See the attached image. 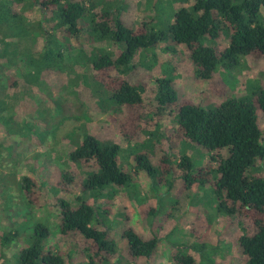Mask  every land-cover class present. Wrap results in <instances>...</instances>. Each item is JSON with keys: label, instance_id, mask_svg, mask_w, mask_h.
Masks as SVG:
<instances>
[{"label": "trees", "instance_id": "16d2710c", "mask_svg": "<svg viewBox=\"0 0 264 264\" xmlns=\"http://www.w3.org/2000/svg\"><path fill=\"white\" fill-rule=\"evenodd\" d=\"M108 1L0 0V32L6 30L14 41L33 38L35 45L39 40L43 41L39 49L34 48L25 55L10 49L11 45L6 40L1 41L0 94L5 89L17 86L21 77L31 84H37L44 81L45 72L48 75L66 74V53L76 51L73 64H91L97 81L110 95L107 99H100V108L106 112L107 108L114 107L112 111L115 114L120 113L121 107L126 108L131 118L139 120L144 110V95L152 79L151 72L157 66V55L153 50L165 39L172 40L175 45L186 46L195 67L194 78L202 81H212L221 69L228 72L238 68L246 57L264 56V0H182L183 6L166 17V27H148L152 20L159 24L156 14V18L149 21L150 24L143 22L137 30L121 21L122 2L125 0L118 1L120 6L117 11L112 7L107 9ZM152 5L153 1L151 9L154 12ZM157 6L158 3L156 10ZM37 10L44 16L51 13V17L29 21V12L35 13ZM49 22L53 24L51 27H48ZM223 31L227 32L229 41L221 49L218 42ZM104 42H109L114 49L102 53L100 45ZM165 51L171 52L170 46ZM138 54L142 57L143 70L148 71L146 74L137 73L134 58ZM150 57L153 59L148 61ZM170 64L163 63L162 75L155 79V117L172 118L177 125L176 138L202 147L208 153L209 162L197 168L189 155L182 154L174 159L172 153L168 152L163 154L156 167L149 156L142 153L136 158L134 173L145 171L153 175L159 170L162 181L167 179L172 182L177 175L184 182L185 191L193 186H209L218 201L220 212L228 217L237 215L253 224V231L239 238L245 264H264V170L257 168L260 162H264V130L259 124L260 114L264 115V88L259 89L254 100L227 98L215 108L207 110L180 97ZM115 70L122 75L113 76L111 73ZM239 71L242 72L243 68ZM53 101H57L55 109L58 112L53 114L50 110V113L44 114L52 119H60L63 114L64 118L55 126L56 131L66 120L89 119L83 112L82 104L74 108L73 116L69 106L66 109L64 102H59L65 100ZM0 119L9 121L2 117ZM6 126L9 127V124ZM139 128L142 131L141 126ZM155 133H150L149 137L153 138ZM40 136L41 142H45L44 132L39 133ZM69 137L74 145L69 153V161L78 166L94 168L83 181L82 186L86 191L76 198V207L66 198L56 196L54 202L47 201L46 204L58 209L59 230L63 236L81 235L89 243L91 254L87 264L109 262L117 251V243L107 231L100 229L107 214L101 213L98 206L90 203L86 193L91 192L95 198H109L112 192L105 193L108 188L128 191L133 186L134 176L125 172L120 165L123 151L120 145L101 141L90 134L84 125L75 127ZM71 173L62 169L64 183L74 182ZM34 187V180L25 176L22 189L30 202L36 200ZM122 232L130 255L150 259L156 253L159 239L155 235L151 239H144L129 225ZM29 236L30 246L21 251L19 264H70L61 252L46 249L50 236L46 226L35 225ZM9 239H0L2 247L9 243ZM195 244L188 247H196ZM210 248L216 254L218 248ZM175 260L174 264H196L192 256L176 257ZM203 262L202 258L200 264ZM214 262L209 261V264Z\"/></svg>", "mask_w": 264, "mask_h": 264}, {"label": "rangeland", "instance_id": "374dc122", "mask_svg": "<svg viewBox=\"0 0 264 264\" xmlns=\"http://www.w3.org/2000/svg\"><path fill=\"white\" fill-rule=\"evenodd\" d=\"M152 1L122 2L121 21L135 30L143 22H152L148 26L150 29L164 28L166 17L183 6L182 0H157V10L155 8L153 12ZM107 6V9L112 7L117 11L120 5L118 0H109ZM29 14L31 22L51 17V13L44 16L40 10ZM156 14L159 24L151 21ZM49 24L48 27L53 25L52 22ZM2 40L10 43V49H16L18 54L23 55L34 48L39 49L43 44L39 40L35 45L33 38L14 41L6 30L0 32V45ZM219 40L218 47L223 49L229 41L226 31ZM167 46H170L171 52L165 51ZM89 48L86 46L87 50ZM110 49L114 48L109 42L100 45L102 53ZM153 51L157 55V66L151 72L152 79L144 95V110L139 120L131 118L126 108L121 107L117 114L112 111L114 107L107 108L106 112L100 108V99H107L110 95L97 81L91 64H73L76 51L66 53V74L48 75L45 72L44 81L37 84H31L21 77L17 86L5 89L0 94V117L9 119L7 122L0 119V239L10 238L4 247L0 243V264H19L20 253L30 246L29 235L38 224H43L50 232L46 249L61 252L70 264H87L91 254L89 243L81 235L63 236L59 230L58 209L46 204L47 201L54 202L56 196L66 198L76 207L78 195L85 194L82 184L94 167L78 166L69 161V153L74 145L68 137L80 125H84L90 134L101 141L120 145L123 149L120 165L125 172L134 176L133 186L128 191L108 188L105 193L112 192L109 198H95L91 192L86 193L88 201L98 206L101 213L107 214L100 229L107 231L117 243L112 261L98 264H174L176 257L187 256H192L196 264H200L202 258L203 264L214 260V264H245L239 238L252 232L253 224L237 215L228 217L220 212L218 201L209 186H193L185 191V184L177 175L172 182L167 179L162 181L158 169L153 175L145 171L134 172L136 158L142 153L147 154L156 167L163 154L168 152L172 153L174 159L182 154L189 155L197 168L209 162L208 153L202 147L176 138L177 125L172 118L155 117V79L162 75L163 63H172L171 73L176 77L175 85L182 99L211 110L227 98L255 99L259 89L264 88V56L246 57L238 68L228 72L221 69L212 81H202L194 78L195 67L185 45H175L172 40L165 39ZM141 59V54L136 55L134 64L138 74H146L148 71L143 70ZM152 59L150 57L148 61ZM242 68L243 71H239ZM111 74L116 77L122 75L116 70ZM250 81L252 83L249 85ZM55 99L65 100L59 102H64L65 108L68 105L73 116L74 108L82 104L83 112L89 119L66 120L56 127V131L55 126L64 118L63 114L60 119H52L44 114L50 113V110L53 114L58 112L55 109L57 101H53ZM8 124L9 127L6 126ZM259 124L264 130L262 113ZM43 132L45 142H41L39 137V133ZM154 132L157 133L153 134V138L149 137ZM63 168L72 172L73 183H64L61 177ZM257 168L263 171L264 162H260ZM25 176L34 180V202H30L23 193ZM127 225L144 239H151L154 235L158 237V248L152 258L130 255L122 234ZM191 244L197 246L190 249L188 245ZM210 246L218 248L216 254Z\"/></svg>", "mask_w": 264, "mask_h": 264}, {"label": "crops", "instance_id": "0c3cea01", "mask_svg": "<svg viewBox=\"0 0 264 264\" xmlns=\"http://www.w3.org/2000/svg\"><path fill=\"white\" fill-rule=\"evenodd\" d=\"M119 1V0H118ZM126 1V0H125ZM164 1H166V0H164ZM156 4H157V0H153V6H154V9H155V7H156Z\"/></svg>", "mask_w": 264, "mask_h": 264}]
</instances>
